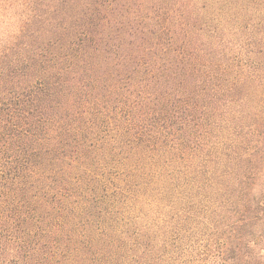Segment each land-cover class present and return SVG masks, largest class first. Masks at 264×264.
Returning <instances> with one entry per match:
<instances>
[{"label": "trees", "instance_id": "obj_1", "mask_svg": "<svg viewBox=\"0 0 264 264\" xmlns=\"http://www.w3.org/2000/svg\"><path fill=\"white\" fill-rule=\"evenodd\" d=\"M0 264H264V0H0Z\"/></svg>", "mask_w": 264, "mask_h": 264}, {"label": "rangeland", "instance_id": "obj_2", "mask_svg": "<svg viewBox=\"0 0 264 264\" xmlns=\"http://www.w3.org/2000/svg\"><path fill=\"white\" fill-rule=\"evenodd\" d=\"M248 3V2H245V4ZM249 6V4H247V7ZM246 11V10H245Z\"/></svg>", "mask_w": 264, "mask_h": 264}]
</instances>
